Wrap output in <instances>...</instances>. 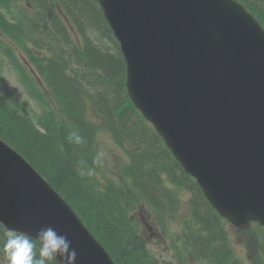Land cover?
I'll return each instance as SVG.
<instances>
[{
  "label": "rangeland",
  "instance_id": "rangeland-1",
  "mask_svg": "<svg viewBox=\"0 0 264 264\" xmlns=\"http://www.w3.org/2000/svg\"><path fill=\"white\" fill-rule=\"evenodd\" d=\"M53 3L55 6L57 5L56 0H54ZM18 6L22 7L26 12H30V9L27 8L24 0H19ZM262 6V2L257 5L259 8H262ZM56 10L60 13L58 9ZM60 17L63 18L62 13H60ZM1 35L2 34H0V36ZM50 40L51 39H49V41ZM6 52L11 56H5V53L0 49V61L3 60L0 64V103L12 113H20L25 124H30L32 122L35 123L39 114V108L31 99L24 95L17 78L29 80L46 96L49 104V111L54 112L58 116L59 121H62L63 124L66 125L68 123V118L57 110L52 97L45 89L43 82L40 80V76L36 72L33 58H30L25 51L21 50L20 44L12 46V49H8ZM17 62L21 63L25 72L17 66ZM13 68H16L19 72ZM91 89L93 90V88ZM92 92L94 93V91ZM95 97H97V94H95ZM130 115L134 117L132 114ZM93 120L99 123L100 117H95L93 115ZM121 121L122 119L119 116H115L111 119L110 124L112 126H118ZM128 121L129 120H127V123ZM94 151L97 153H104L102 166H100L97 171H93V174L101 180L102 184L106 181H112L116 184H120L122 181H125L128 184L130 183V179L122 172V166L126 162L122 148L115 144L114 137L101 127L96 128L88 140L86 153H93ZM172 189L178 193L179 205L175 213V222L169 224V232L171 234L178 233L181 226L185 223L192 225V227H195L198 230H202L203 226L207 224L206 218L202 214L197 215L191 223L186 220L184 221L185 218L192 217L191 213L188 211V199L190 193L178 186L172 185ZM189 189L193 191L190 187ZM135 192L139 195L137 190H135ZM130 213L135 215V218L139 217L141 220L140 223L138 222L136 237L141 241L143 240L145 246L150 252V254H148L147 250H145L144 253H146L152 261L155 260L156 263H161L164 260H173L174 253L170 246L169 239L168 237L163 236L161 232H159V228L153 223V214L150 211L149 206H142L139 202ZM221 225L226 232L229 247L234 255H237L245 264H251L246 257V246L241 240L243 235H239L238 229L228 223L225 219L221 220ZM130 232L132 233V231ZM129 237H131L130 234ZM127 238V235L123 240L120 238V242L123 244V241H127Z\"/></svg>",
  "mask_w": 264,
  "mask_h": 264
},
{
  "label": "trees",
  "instance_id": "trees-1",
  "mask_svg": "<svg viewBox=\"0 0 264 264\" xmlns=\"http://www.w3.org/2000/svg\"><path fill=\"white\" fill-rule=\"evenodd\" d=\"M30 5L35 7V11L26 15L22 12L21 19L18 22L17 27L23 29L26 27L31 33L36 31L47 32L50 37L57 41L68 43L70 38L67 33V28L63 22L59 19L58 14L54 10L53 0H26ZM61 2L64 13L75 24L76 29L80 32L84 39V48L79 52L80 61L86 66L100 67L105 79L114 83L120 82V77H123V62L119 56L108 55L107 53H100L91 41L86 36V29L92 28L94 31L104 34L110 37V31L103 19L101 11L95 0H59ZM15 0H0V4L9 9L8 6ZM57 23V24H56ZM44 69L46 75V81L49 88L58 94L60 100L74 98L75 88L72 81L64 78V60L61 57V53L53 54V57L49 60ZM120 66V67H119ZM121 84V83H120ZM106 89L114 88L109 85L105 86ZM74 122L77 125L82 124L81 118L73 117ZM124 126V125H123ZM55 129L49 128L46 133H37V138L41 141L49 139H55ZM7 136L13 138L10 132H7ZM38 145V144H37ZM35 145L36 147H38ZM55 177L53 181L61 186L66 187L65 181H70L75 184L73 189H79L81 185V179L73 171L70 164H61L58 166V171H55ZM152 182V181H151ZM142 185L147 189H150L153 184L148 181L142 180ZM157 186L154 184V187ZM66 190L72 191L71 188ZM111 198V199H110ZM108 198H100L94 196L95 205L97 208V216L102 218L103 222H107L105 230L108 234H116L120 238H124L123 232V215L117 212L119 208L118 203L120 199L115 196ZM127 233V230L125 229ZM110 242V240L108 239Z\"/></svg>",
  "mask_w": 264,
  "mask_h": 264
},
{
  "label": "water",
  "instance_id": "water-1",
  "mask_svg": "<svg viewBox=\"0 0 264 264\" xmlns=\"http://www.w3.org/2000/svg\"><path fill=\"white\" fill-rule=\"evenodd\" d=\"M99 1L103 7L105 15L111 10H115L119 7L124 6V0ZM125 1L129 2L130 5L133 6L129 11L130 15H127V18L131 20V16H145L146 9L138 8L134 3L135 0ZM111 22L118 25V23L114 22L113 20H111ZM135 26L136 25L134 24V28ZM121 43L123 47L125 45L123 39L121 40ZM138 43L140 42L133 44L131 54L127 55V85L129 86V90H132L133 86H137L144 92L154 96L156 99H164L165 102L168 103L171 107L170 113L172 115V123L176 122L179 126L183 124L189 132L190 137L194 135L197 143L205 148L207 150V153L209 151L227 149L228 146L226 145L225 136L229 133H236L237 130H240L239 128L244 129V126L239 127V123H226L222 126H219L217 123L209 120L204 114V108L202 104L199 103L200 101L198 99H195L196 97L190 94L192 92L191 87L196 82V78L194 76H192V78L188 80V85L184 89H181V87H177V85H173L171 82V85L166 83L164 75L156 70L155 67H150V69L142 70V67H140V61L150 55L151 52L142 51L144 48V43ZM180 49V57L187 58L188 53L191 52V45L187 39L181 41ZM178 101L184 102L186 107H182V105H179L177 103ZM259 151L264 152L262 149ZM256 157H264V155L258 154ZM17 159L22 161L20 158ZM237 159L234 162H236ZM17 165L22 168V172L26 171L23 165L16 160L6 158L1 159L0 180L11 182L8 178L10 175H13L15 179L17 177V174L13 172L9 174L6 172H10L12 169L16 168ZM20 177H22L21 174ZM14 179L12 183L13 185L14 183L16 185ZM39 182V180L31 176V185L33 184L35 186H38ZM14 190L22 191L21 188L17 189V186H15Z\"/></svg>",
  "mask_w": 264,
  "mask_h": 264
},
{
  "label": "clouds",
  "instance_id": "clouds-1",
  "mask_svg": "<svg viewBox=\"0 0 264 264\" xmlns=\"http://www.w3.org/2000/svg\"><path fill=\"white\" fill-rule=\"evenodd\" d=\"M69 140L77 145L84 142L78 132L70 134ZM103 157V152L97 153L93 164L102 166ZM3 253L6 264H75L76 260L71 241L51 226L41 227L34 239L27 233L8 230Z\"/></svg>",
  "mask_w": 264,
  "mask_h": 264
},
{
  "label": "bare ground",
  "instance_id": "bare-ground-1",
  "mask_svg": "<svg viewBox=\"0 0 264 264\" xmlns=\"http://www.w3.org/2000/svg\"><path fill=\"white\" fill-rule=\"evenodd\" d=\"M57 24V23H56ZM120 67V66H119Z\"/></svg>",
  "mask_w": 264,
  "mask_h": 264
}]
</instances>
